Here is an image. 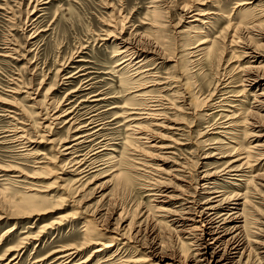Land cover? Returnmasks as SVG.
<instances>
[{"label":"rangeland","instance_id":"obj_1","mask_svg":"<svg viewBox=\"0 0 264 264\" xmlns=\"http://www.w3.org/2000/svg\"><path fill=\"white\" fill-rule=\"evenodd\" d=\"M184 1L192 7L189 12L181 10ZM238 1L239 0H156V2H153L152 0H49V2L42 3L43 1H41L37 4L35 0H0V100L4 99L7 103L0 102V168L7 169H0V235L4 234V232L15 223V227L12 230L13 232L11 231L4 241L0 240V256L3 255L6 248L16 243L19 235H26L30 232L31 235H36L39 230H43L44 232L40 233L42 234L39 239L40 241L32 238L25 244L24 249H22L23 252L21 251V258L17 263L33 264V257L36 255L37 257L45 255L55 245L67 241L69 236L76 234L78 230H80L79 226L82 219H84V214L76 216L78 224L75 223L72 226H70L71 224L68 222L58 226L60 227L58 229L46 228L45 226L48 224L50 225L52 220L54 221L59 213L72 214L75 209L77 210L78 208V210H83L86 206L90 205L92 209H96V212L101 211V213H104V227L109 226L110 223H114L119 212L125 215L126 221L124 224L131 220L133 229L139 231H136L137 234L133 237L134 241H131L133 242L131 243L132 245L137 246L136 250H138V252L136 254L132 253L135 251L133 248L130 250L127 249L125 252L122 250L121 254L125 256L134 255L139 259V262L136 264H179L178 261H183L184 255L188 252L186 250L187 246L183 243L185 242L183 241V237L186 235L182 236L179 232L173 230V225L169 222V215L159 209L161 206L170 207L167 198H163L165 197L164 193L177 192L176 189H178V185L181 184V182L175 178L177 171L173 170L174 166L186 162L191 173L193 171L192 169L198 167L199 170H202L204 168L203 163L206 162L202 157L206 152H218V150L214 148L218 143L211 144V140L213 139V134L211 133L213 132L210 128H212L214 123L224 122V119H222L223 121L220 119V121L214 114L215 117L207 115L212 112L206 105L207 100L211 97H208V94L215 90L213 91V96L214 98L217 97L220 93L218 89L223 85L220 82H224L227 78H230L234 82L238 81L239 75L242 74V72L240 73L238 69H234L233 67L238 64L245 65V61H247L246 55L244 58V55H238V52L241 50L247 52L245 47L248 44H251V47L255 45L259 51L261 50V60L264 62V50H262L264 47L257 46V41L259 39L256 38L255 35L248 37L247 33L242 29L237 31L238 36H236L239 39H236V42H234L232 46H229L230 36L228 37L226 35L225 38H222L224 43V52L220 59L222 62L219 61L217 65H208L207 62L204 63L203 60L201 61V59L197 57L190 59V61L183 59V56L181 58L180 52L181 49H183L181 40L185 39L187 33H190L188 42L191 40V43L195 40V35H193L194 32H192V30L186 31L188 26L187 21L192 18L189 15L193 14L194 11H198L195 7L199 6L204 12L211 13L209 14L211 20L209 19V21L213 29L210 30L211 32L209 35L213 38L212 35H219L218 31L226 26L225 24H227L228 21L226 15H229V12H231V17L229 16V19L235 16V21H237V19L238 21H240L241 18L243 19V17L236 15L238 9L236 3ZM250 1L253 4H250V6H256L255 8L264 7V0ZM34 5L36 7L33 9ZM154 5H158V9L161 10L156 17L148 13ZM225 11L228 12V14ZM243 23L246 24V22ZM131 33L135 34L133 35ZM229 33H233L231 28ZM33 34L35 35L34 37L32 36ZM155 34H161L164 38V42H167L164 47L167 48L168 51L167 53L165 52L166 54H163L164 50L162 48H158L152 43L154 40L152 37ZM127 37L135 42V47L147 51L144 53H146L148 62L144 64L145 66H143L142 69L137 70L147 69V73L145 71L144 75L137 81H135V79L140 76V72H137L138 75H135L134 73L136 71L132 68L138 65H133L138 59V54H132L131 62H129L127 66H125L127 60L119 64L120 61L125 60L127 57L122 58V54L115 55L117 54V47H115L114 43H119L118 41L126 39ZM262 42H264V40H261V43ZM234 49L237 52L235 57L232 56ZM9 51L12 53L10 54ZM153 58L155 59L154 62L151 60ZM78 59H82L83 61L77 62ZM248 60L253 61V59ZM184 62L185 64H182ZM257 64L258 63H254L256 66ZM114 65L118 66L113 67ZM150 66L152 68H150ZM78 67L83 68V70L76 74H72L79 69ZM122 67H125V70L123 74H120V69ZM185 68H187L186 71ZM260 70L264 71V67ZM149 72L152 73V76L149 75ZM69 74L72 76L66 77ZM119 77L126 80L128 77H133L135 78L133 80L134 83L129 81L120 83ZM175 77L178 81L177 84L180 85L179 88L173 89L175 91L169 92V90H163L161 93L154 92L153 94L147 95V99L146 95L145 97H141L142 99L138 97L137 101L131 100L130 98L132 95L130 91H133L135 89L134 86H137L141 81L150 88H158L159 86L154 83L164 82L168 78L173 80ZM15 80H17V82ZM20 81L21 83L19 84ZM148 82L152 83L148 84ZM88 83L90 84L85 85ZM170 87H172V85ZM187 87L191 89L190 97L194 101H192L191 109L183 108L182 106L187 97L184 90ZM78 88L79 90H77ZM13 89L17 91H15L16 94L9 92L13 91ZM247 89L248 94H250L251 90H255L258 93L264 91V84L260 82ZM97 92H100L99 96L105 97V99L102 100L100 104H96L98 107H95V109L97 108L95 112L99 113V121H106L104 122L106 123V129L104 128L101 131L97 140H103L102 138H105V141L108 140L107 143L109 142L108 147L114 148L115 146L119 150L123 149L125 146L127 147V145H125L126 139L127 137H131V135L129 136L127 130H125V126L121 124V117H116V115L112 114L113 112H122L123 109L126 108L124 107L125 102L128 106L137 103L135 106H139L141 110L143 109L141 112L144 114H141L139 116L141 118L137 121H140L141 125L147 126L145 127L147 133L144 134L147 139L142 140V142L137 140V143L136 139L133 138V140H135L134 144H129L133 149L127 150L129 157H126V162H128V167H126V169L128 172L132 170L131 173L129 172L131 179V182H128L131 183L129 186L126 187L119 184L117 180L111 178V175L107 174L109 173L108 171L107 173L105 172L106 174L103 176H98L99 178L94 181L92 188L80 191V195L73 198L72 190L70 191L65 184L69 182L67 179H71L69 176L70 172L68 173L71 168V163L69 162L71 156L66 155L65 157H61L59 150L62 148H57V143L55 146H51L53 144L43 140L46 139L48 135L55 140H59L60 137L67 135L70 132V130L66 129L69 123L65 125L64 122L69 116H72L75 111L69 114V116H64L66 119L63 117L60 120L53 121L52 124H47V129L42 127L45 124L42 122L46 121L43 119L46 114L43 113L48 112L51 114L55 112L56 114L63 110L70 111L74 105L76 106L80 102L81 105H79L77 109L83 107L82 109L84 110L90 103L92 106L95 103L81 100L87 98L86 95L89 96ZM28 94L29 98L27 97ZM160 95L173 101V104L166 103V100L164 98L162 99ZM168 95L172 97H168ZM151 96H154V99ZM248 98L250 100L248 99L246 104L240 106L242 110H246L248 106L253 104L252 97L248 96ZM155 101L161 104V110H163L158 116L152 113L154 112L152 109H155L154 107L158 103ZM143 104L145 106H142ZM163 105H167L168 108H165ZM178 105L180 107H178ZM62 107L63 109H60ZM82 109L79 110L78 113H81L83 111ZM145 109L146 111H144ZM145 114L147 117H145ZM161 116H164V118ZM251 118H248L247 124L245 125L247 130H254L249 136L244 137L242 128H240V131L235 130V133L239 135L241 141L244 139V146L248 141H250L251 144L258 143L263 145L264 121H259V123H256V127H253L250 125V122L253 121ZM157 119H159V121L166 120L164 121V125L171 124L169 119L170 121L180 120L181 122H179L184 127V130L182 132L175 131V133H173L172 130L167 128L155 127V124L159 122ZM57 121L59 123H57ZM21 123H25L26 125L22 127ZM63 124L65 126H61ZM51 125H53V128ZM107 125L110 128L107 127ZM12 129L17 132H14ZM24 130L27 131L24 132ZM42 135L43 137H41ZM175 139L178 142H175ZM156 140L159 142L157 144H167L168 147L163 149L157 148L156 145L151 147L150 145L152 143L154 144ZM201 140L206 142H201ZM226 141L227 140H224V142ZM118 142H120V145ZM21 144H23V148ZM218 145L221 146L220 144ZM44 157L47 159L45 158V160ZM216 157H218V154H216L214 159L211 158L208 163L218 166V168H220L219 165L221 162L228 159V157H224L217 161ZM48 159L52 161L50 164L47 162ZM128 159L130 160L128 161ZM61 160H63V164H66L61 166L63 170H60L57 165H55V163L58 164ZM38 161H43L44 164L47 163V167H49L47 168L46 165L40 162L38 163ZM129 162H133L130 163L131 166ZM195 163L196 167L193 166ZM42 165H44L45 168H40ZM261 167L264 168V165ZM191 173L192 179L194 178L192 182H194L195 171ZM59 176L63 177L64 180H60L58 178ZM62 184L63 189L60 188ZM147 186H149L150 189H148ZM28 187L30 189L33 188V192L31 191L32 193H37L41 196L53 194L49 202L57 204L58 208L52 209L41 215H35L34 217L29 216L21 218L20 216L22 215H17L20 213L17 212L19 209H17L15 203L12 202L21 201L22 199L20 197L29 189ZM156 189L158 191H156ZM262 191V194L258 191L261 196L258 194L254 195L255 198H253V201L255 202H251V206H249V210H247L250 212L254 211L249 217L255 218V220L257 219L254 221L255 223H253L252 219L250 220V224L253 223V225L251 224L253 227L251 226L250 228L255 230L256 227H260L262 231H258L257 234H255L256 237L259 236L258 239H264V189H262ZM155 192L163 193V196L162 194L158 196ZM76 199H78V201ZM12 207L17 214L13 212ZM2 216H10L14 219L3 218ZM144 216L147 217L145 218ZM136 223L138 225H136ZM29 224L32 225L31 228H28L27 225ZM110 226L113 225L110 224ZM70 227H72L71 230H69ZM20 231L24 233L20 234ZM106 232L107 231L102 230V234L107 235L105 234ZM100 240H105V238H101ZM92 247L93 246L87 249L83 255L89 253L91 249H93ZM12 254L13 253L8 252L4 256V260H0V264H3V261H6ZM145 255L148 261L141 260ZM96 258L97 255L92 256L88 264H96ZM255 258V253L253 251L250 254V262H257V259L253 260ZM50 259L51 257H48L41 264H48ZM190 262L191 261H189V263Z\"/></svg>","mask_w":264,"mask_h":264},{"label":"bare ground","instance_id":"obj_2","mask_svg":"<svg viewBox=\"0 0 264 264\" xmlns=\"http://www.w3.org/2000/svg\"><path fill=\"white\" fill-rule=\"evenodd\" d=\"M41 1H43L42 3L49 2V0H35V3L39 4ZM152 1L156 2V0H152ZM250 4L253 5L250 0H239L236 3V6L238 8V9L236 8L237 9L236 15L239 17H243V19L241 18L240 21H238V19H237V21H235L236 16L234 18L229 19V16L231 14V12H229V15H226L228 18L227 24H225L226 26H224L221 30L218 31L219 35H212L213 38H211V36L209 35V33L211 32L210 30L213 29V27H211V25H210L211 22L209 21V19L211 20L209 14H211V13L204 12V10L200 9L199 6L195 7V9L198 11H194L193 14L189 15L192 18L189 21H187L188 26L186 28V31L192 30V32H194L193 35H195L194 36L195 40L191 43H190L191 40L188 42V37H189L190 33H187L185 35V39L181 40L182 41L181 46L183 47V49H181V52H180L181 58L183 56V59L190 61V59L197 57L198 59H201V61L203 60L204 63L207 62L208 65H212V64L217 65L218 62L221 61L220 59H221L222 53L224 52V46H223L224 43H223L222 38H225L226 35L228 37L230 36V38H229V40H230L229 44L230 45L229 46H232V45H234V42H236V39H239V38H237V36H238L237 31L242 30V29L244 30V32L247 33L248 37H250L251 35H255V37L259 39L257 41V46H263L264 47V42L261 43V40H264V7L263 8H255L256 6H250ZM35 5L33 6V9L36 7ZM190 8H192L191 5H189L187 2L184 1L182 4L181 10L189 12ZM159 11H161V10L158 9V5H154L152 7V9L150 10V12L148 11V13L153 15L154 17H156ZM223 13H224V11H223ZM226 13L228 14V12H226ZM249 16H250V18H249ZM243 22H246V24H244ZM153 26H152V28H153ZM230 28L233 31L232 34L229 33ZM32 32H31V34H32ZM154 32H156V31H154ZM131 34H133V33H131ZM32 36L34 37L35 35L33 34ZM132 37H134V36H132ZM28 38H30V37H28ZM152 38L154 39L152 43H154V45L156 47H158V48L160 47L164 50L163 54L165 52L166 53L168 52L167 48H164L165 44L167 42H164V38L161 34L160 35L155 34ZM252 38H254V37H252ZM190 39H191V36H190ZM118 42L119 43H114L115 47H117V51H116L117 54H115V55H121L122 54V58L127 57L125 60L120 61L119 64H121V62H125L127 60V64L125 63L126 64L125 66H127L128 63L131 62L130 60L132 59V57H131L132 54H136V53L138 54V57H137L138 59L133 64V65H136V64H138V65L132 69L134 71H136L134 73L135 75L136 74L138 75L137 72H140V76H138L136 79L133 77H130V78L128 77L127 80L124 78L121 79L120 78L121 76L119 77L120 83L125 82V81H129V82L134 83L133 80L135 79V81H137L141 76L144 75V72L147 70V69H143V70L137 71L138 69H142L143 66H145L144 64L148 62V60L146 58L147 57L146 53H144L147 51H144V49L140 50V48L135 47V45H136L135 42H133L128 37L126 39H121V41H118ZM250 45L248 44L245 47V49H247V52L245 50H243V51L241 50L240 52H238V55L243 54L244 58L246 55V57H247V61H245L246 64L245 65H239L238 64L237 66L233 67L234 69H238V71H240V73L242 72V74L239 75L238 81H235L236 82L235 83L230 78H227L224 80V82H220L223 85H221L222 87L220 89H218V91H220V93L217 95V97L214 98V96H213V94H214L213 91H215V90H213L211 93L208 94L209 95L208 97H210V96L211 97L207 100L206 105L210 108V110H212V112L207 114V115H211V116L215 115L216 117H218L219 120L224 119V122L214 123L212 125V128H210V129H212V132H213V133H211V134H213V139L211 140V144H217L218 143L221 145V146H219L217 144V146H214V148L216 150H218V152L217 153H214L211 151L206 152V154L202 157L206 161V162L203 161L204 163L202 162L204 168L202 170H199L198 169L199 167L196 169H192L193 170L192 173L195 171L194 182H192V180L194 178L192 179V177L190 175L191 170L189 169L186 162H184V163L182 162V163H179V165H175L174 169H173L174 171H177L175 178L177 180H179V182H181V184L178 185V187H177L178 189H176L177 192L168 193V194L164 193L165 197H163V198H167V202H169L170 207L161 206L159 208L160 210L164 211L165 214L169 215L168 217L170 219L169 218L168 219L170 220L169 222H171V224L173 225V230H175L176 232H179L182 236L186 235L185 237H183L184 238L183 241H185L183 243L187 246L186 250L188 252L186 253V255H184L185 257L183 258V261H178L179 264H264V239H261V238L258 239L259 236L258 237L255 236V234H257L258 231H260V232H262V231H261L260 227H256L255 230L253 228H250L253 225V223H255L254 221H256L257 219L255 220V218L249 217L250 215H252V212H254V211H252V212L247 211V210H249V206H251L250 203L255 202V201H253V198H255L254 195L258 194L259 196H261L258 193V191L261 192V194H262V192H263L262 189H264V168L261 167L264 165V146H263L264 144L263 145L262 144L260 145L258 143L251 144L250 141H248V143H246V145L244 146V144H245V143H243L244 139L242 138L243 141H241V139H239V135L237 133H235L236 131H240L241 130L240 128H242V133L244 134V137H245V136H249V134L252 133V131H254V130H247L246 129L245 125L247 124L246 122H247L249 117L250 118L253 117V118H251L253 121L250 122V125L253 127H256V123H259V121H264V91H260L257 93V91L251 90L250 94L247 93L248 87H252L255 84H259L260 82H262L264 84V71L260 70L264 67V62H263V60H261L262 59L261 58L262 52H261V50L259 51V49L257 47H255V45H254V47H251L252 45L251 46ZM148 50H150V49H148ZM262 50H264V49H262ZM79 52H80V50H79ZM149 52H151V51H149ZM9 53H10V51H9ZM177 54H178V52H177ZM233 54H232L233 57H235L237 54L235 49L233 51ZM16 55H17V53H16ZM248 59H253V61H249ZM81 60L82 59H78L77 62L81 61ZM151 60H152V62L155 61L154 58ZM175 60H176V58H175ZM178 60H181V59H178ZM254 63H258L257 66L254 65ZM63 64H64V62H63ZM182 64H185V62ZM118 65H114L113 67H117ZM62 66H64V65H62ZM65 66H68V65H65ZM69 68H71V67H69ZM74 68H77V67H74ZM150 68H152V67L150 66ZM60 69H62V68H60ZM127 69H129V68H127ZM62 70H65V69H62ZM82 70H83V68H79L75 72H73L72 74H76L77 72L82 71ZM124 70H125V67H122L120 69V72H121L120 74H123ZM186 70H187V68H185V71ZM65 73H66V71H65ZM146 73H147V71H146ZM146 73H145V75H146ZM151 74L152 73L149 72V75H151ZM118 75H119V73H118ZM62 76H64V75H62ZM71 76L72 75L69 74L66 77H71ZM17 80H15V81L17 82ZM146 81H149V80H146ZM177 82L178 81H177L176 77L173 80H170L168 78L164 82L154 83L155 85L159 86L158 88H154V87L150 88L149 86H146V84L144 82L143 83H142V81L140 83L138 82L139 84L138 83L137 84L139 86L138 85L134 86L135 89L133 91H130V92H132V95L130 98H131V100L137 101L138 97L140 99H142L141 97H145V95H146V99H147V95L153 94L154 92L161 93V91H163V90L164 91L169 90V92L175 91L173 89L180 87V85H178ZM20 83H21V81L19 82V84ZM90 83L85 84V85H89ZM149 83H152V82H148V84ZM171 85H172V87H170ZM27 88H29V87H27ZM79 88L77 90H79ZM168 88H170V89H168ZM25 89H26V87H25ZM176 90H178V89H176ZM184 90H185V93L187 94V97H186L185 102H183L184 104L183 105L181 104V105L183 106V108L191 109L192 101H193V99L190 97L191 96L190 95L191 89L189 87H187ZM15 91L16 90L13 89V91H9V92H12L14 94ZM19 91H21V90H19ZM100 92H97L94 94H91L92 93L91 92L90 93L91 95H89V96L86 95L87 98H84L81 100V101H91L92 103H95L93 106L90 103V105H88L86 108H84V110L82 109L83 107H80L79 109H77L79 107V105H81V102L78 99L80 103L76 106L74 105L75 107L73 106L70 111L63 110V111H60L59 113H56V114H55V112L51 113V114H49L48 112L43 113V114H46V116L43 118L46 121L42 122V123H45L42 127L44 129H47V124L48 125L52 124L53 121L60 120L64 116H69V114H71L75 111L72 114V116H69V118L67 120H65L66 118L64 117L65 118L64 124L66 125L69 123V125L66 127V129L70 130V132L66 130L67 132H69L67 135H65L64 137H60L59 140H55V139L51 138L50 135H48L47 138L43 140L45 142L53 144L51 146H55V144L57 143V146H58L57 148H59V149L62 148L59 150L61 157L62 156L65 157L66 155L71 156L69 158V162L71 163V165H70L71 168L68 171V173L70 172L69 176L71 179H67L69 182L65 181L66 182L65 184L68 186V189L70 191L72 190L71 192H72L73 198L80 195L79 194L80 191L86 190V189L89 190L90 188H92V184L94 183V181L97 178H99L98 176H100V175L103 176L108 171H109V173H107V174L111 175V178L117 180L119 184H122L123 186H126V187L129 186L131 183H128V182H131L130 173L132 172V170H131V172L129 170V172H130L129 173L128 170L126 169V167H128L127 166L128 162H126V157L129 155V153H127L128 152L127 150L132 149V146H130V145L134 144L135 140H133V138L136 139V141L138 140L139 142H142V140L147 139L146 136L144 135L145 133H147L145 130V127H147V126H143V125H141L140 121H137L139 118H141L139 116L141 114H144L143 112H141L143 109L141 110V108H139V106H135V104H137V103H133L132 106H128V105H126V102H125L124 107H126V108L123 109L122 112H120V113L119 112L118 113L113 112L112 114L116 115V117L122 118V119L120 118V120L122 121L121 124L123 126H125V130H127V133L129 134V136L131 135V137H127V139H126L125 145H127V147L125 146L123 149L119 150L115 146H114V148L108 147L109 142L107 143L108 140L106 139L107 141H105V138H102L103 140H101L100 139L101 137H100L99 138L100 140H97L101 131L106 126V123H104L106 121H104V122L101 120L99 121V119H98L99 113L95 112L97 109V108L95 109V107L98 105V103L100 104V102L105 99V97L99 96ZM69 94H71V93H69ZM86 94H88V93H86ZM102 94H104V93H102ZM160 96H162V99L164 98L163 95H160ZM170 96L168 95V97H170ZM248 96L252 97L253 104L252 103H251L252 105L249 104L250 106H248V108H246V110H242V108L240 106H242V104L247 103L246 101H248V99H249ZM27 97L29 98V94L27 95ZM68 98H70V97H68ZM149 98H150V96H149ZM164 99L166 100V103L173 104V101L167 99V97H165ZM171 99H173V98H171ZM0 102L6 103V101L4 99L0 100ZM155 102L157 103L158 101H155ZM47 104H49V103L47 102ZM66 104H67V102H66ZM152 104H153V102H152ZM163 104H165V103H163ZM49 106H50V104H49ZM142 106H145V105L143 104ZM163 106H165V108H168L167 105H163ZM16 107H17V105H16ZM99 107H100V105H99ZM150 107H152V106H150ZM178 107H180V106L178 105ZM110 108H113V107H110ZM154 108L155 109H152V110H154V112H152L154 115L158 116L163 111V110H161L162 106L159 102L156 104V106ZM60 109H63V107ZM81 109L83 111L81 113H78L79 110H81ZM43 110H44V107H43ZM119 111H121V110H119ZM144 111H146V109ZM163 113H165V112H163ZM100 115H101V113H100ZM145 117H147V115ZM161 117L164 118V116H161ZM114 119H115V117H114ZM157 120L159 121V119H157ZM111 121H113V120H111ZM164 121H166V120H163V121L160 120L158 123L155 124L156 125L155 127L158 126V127H162V128H167L169 130H172L173 133H175V131L182 132L184 130L183 129L184 127L181 125L180 120H179L180 121L179 122V121H170V119H169V122H171V124H166V125H164V123H165ZM57 123H59V122L57 121ZM113 123H115V122H113ZM64 124L61 126H65ZM24 125H26V124L24 123L21 126L23 127ZM113 125H115V124H113ZM17 126H18V124H17ZM51 126L53 128V125H51ZM258 126H260V125H258ZM107 127H109V126L107 125ZM19 128H21V127H19ZM122 128H124V127H122ZM14 129H16V128H14ZM16 130H13V131L17 132ZM26 131L27 130H24V132H26ZM133 136H135V137H133ZM41 137H43V135ZM10 138H9V140H10ZM176 139L174 140L175 142L177 141ZM31 140H32V138H31ZM41 140H42V138H41ZM152 140H153V138H152ZM157 140H156V142H154V144L152 143L150 146L154 147V145H156L157 148H161V149L168 147L167 144H157V143H159V142H157ZM224 140H227V141L224 142ZM138 141H137V143H138ZM202 141L203 140H201V142ZM203 142H206V141H203ZM27 143H29V142H27ZM118 143L120 145V142H118ZM143 143H145V142H143ZM22 145L23 144H21V147L23 148L24 146H22ZM140 145H142V144H140ZM117 147H119V146H117ZM29 152H30V150H29ZM216 154H218V157H216L217 161L221 158L228 157V159H226L220 163V165H219L220 168H218V166L210 165L208 163L211 158L214 159ZM45 158L46 157H44V159ZM50 159H48V161H47V162H49V164H50V162H52ZM129 160L130 159H128V161ZM62 161L63 160H61V162L59 161L58 164L55 163V165H57V167L60 170H63L61 168L62 165H66V164H63ZM39 162L43 163V161H38V163ZM130 163H133V162H129V164ZM44 165H46V167H47L48 164L46 163ZM44 165L40 166V168H45ZM199 165H201V164H199ZM130 166H131V164H130ZM193 166L196 167V163ZM261 168H263V169H261ZM1 170H7V169H1ZM60 174H62V173H60ZM58 178L60 180H64V178L61 176H59ZM152 183H154V182H152ZM160 185H162V184H160ZM157 186H159V185H157ZM147 187H148V189H150L149 186H147ZM232 187H234V188H232ZM60 188L63 189V184L60 185ZM152 188H154V187H152ZM227 188H229V189H227ZM32 190H33V188H31V189L29 188L28 190H26L24 195L20 197L22 200L19 202L18 201L12 202V200H11L12 203H15L16 208L19 209V211H17V212H20V213L17 214L14 211L15 209H13V207H12L13 212H15L17 215H22V216H20L21 218L29 217V216L34 217L35 215L36 216L41 215V214H44L46 212H49L52 209L58 208L57 204H53V202H49V200H50V198H52L53 194L50 193L51 195L45 194V195L41 196V195H38L37 193H32L33 192ZM156 191H158V190L156 189ZM41 194H43V193H41ZM156 194H158V196H159V194H162V196H163V193H156ZM18 195H20V194H18ZM76 200L78 201V199H76ZM151 200H153V199H151ZM11 202H9V203H11ZM255 207H256V205H255ZM79 208H81V207H79ZM95 210L96 209H92V206L88 205L83 210H78V208H77V210L75 209L74 213L72 212V214H62V213L60 214L59 213V215L56 216V219L54 221L52 220L50 225L48 224L47 226H45L46 228L58 229V228H60L58 226H60L61 224H65L67 222L69 224H71L70 226H72L73 224L77 223V221H76L77 217L76 216H78L80 214H84L83 215L84 219H82L80 226L78 225L80 230H78V232L76 234L69 236L67 241H64L58 245H55L45 255H42L40 257H37V255H36L35 257H33V264H39V262L41 264L48 257H51L48 264H88L89 260L94 255H97V258L95 260L96 264L97 263H100V264H136L137 262H139V259L136 258L134 255L125 256V255L121 254L122 250L125 252L127 249L130 250L133 248L135 251H133L132 253L136 254L138 252V250H136L137 246L132 245L131 243H133V242H131V241H134L133 237H135V234H137V232H139V231L136 230L137 231L136 232L135 229H133L131 220H129L128 222H126V224H124L126 221V219L124 217L125 215L122 214L121 212H119V214L117 215V218L115 219V222L110 223L113 226H110V224H109V226L104 227L103 226V225H105L104 213H101V211L96 212ZM121 210H124V209H121ZM173 216H174V218H173ZM2 217L8 218V219H14L13 217H10V216H2ZM140 217H141V215H140ZM251 219L253 221V223H251L252 225L250 224ZM142 221H143V219H142ZM107 223H108V221H107ZM14 224L15 223H13L12 227L7 229L4 232V234L0 235L1 241H4L7 238V236L10 234V232L14 229V227H15ZM136 225H138V224L136 223ZM27 226H28V228L32 227L31 224H29ZM71 228L72 227H70L69 230H71ZM102 230L107 231L105 233L107 235L102 234ZM41 232H44V231L39 230L38 233H36V235H31V232L26 234V235L25 234L19 235L16 243L9 246L8 248H6L3 255L0 256V260H4V256L8 252L13 253L6 261H3L4 262L3 264H12V262H13V264H17L19 262V259L21 258V255H22L21 251L23 252L22 249H24L25 244L28 243L29 240L32 238L39 240L40 236L42 235V234H40ZM19 233L22 234L24 232L20 231ZM59 234H60V232H59ZM263 236H264V233H263ZM101 238H105V240H100ZM35 245H36V243H35ZM91 246H93L92 247L93 249H91V251L89 253H87L86 255H83L84 252L87 249H89ZM253 251H254L255 257H256L253 260L257 259V262H255V263L250 262V254ZM141 260L148 261L147 256L145 255L143 257V259H141ZM189 261H191V262L189 263ZM168 264H171V263H168Z\"/></svg>","mask_w":264,"mask_h":264}]
</instances>
